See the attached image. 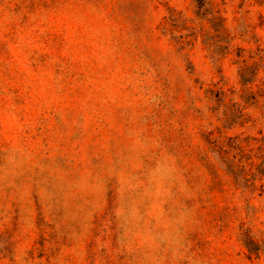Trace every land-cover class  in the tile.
<instances>
[{"label": "rangeland", "instance_id": "obj_1", "mask_svg": "<svg viewBox=\"0 0 264 264\" xmlns=\"http://www.w3.org/2000/svg\"><path fill=\"white\" fill-rule=\"evenodd\" d=\"M0 264H264V0H0Z\"/></svg>", "mask_w": 264, "mask_h": 264}, {"label": "trees", "instance_id": "obj_2", "mask_svg": "<svg viewBox=\"0 0 264 264\" xmlns=\"http://www.w3.org/2000/svg\"><path fill=\"white\" fill-rule=\"evenodd\" d=\"M258 250H259V248H258ZM258 250H257V251H258ZM251 253H252V252H251ZM257 253H259V251H258Z\"/></svg>", "mask_w": 264, "mask_h": 264}]
</instances>
